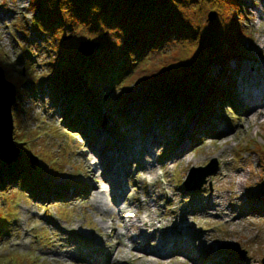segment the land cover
Here are the masks:
<instances>
[{
  "label": "rangeland",
  "instance_id": "rangeland-1",
  "mask_svg": "<svg viewBox=\"0 0 264 264\" xmlns=\"http://www.w3.org/2000/svg\"><path fill=\"white\" fill-rule=\"evenodd\" d=\"M29 4V0H0V66L6 79L15 85L16 102L11 112L13 142L22 136L27 157L32 163L36 160L35 166L42 168L40 174L45 180L43 186L25 190L3 180L0 174V264H264V98L253 108H243L235 102L241 99V91L249 83L253 85L254 71L260 74L264 70V0H247L241 6L242 11L237 4L233 12L230 6L221 7L220 17L229 13L235 17L234 22H225L229 25L225 32L230 33L233 43L245 56L237 61L239 64L230 60L231 101L215 110L199 130L194 129L195 121L173 120L163 123L164 133L160 132L158 121L148 125L142 121L136 104L129 105L132 119L136 117L134 123L125 125L117 116L119 108L114 101L107 100L110 92L105 88L101 94L105 102L97 112L92 110L93 117L84 121V131L64 128L63 111L55 108L58 104L53 105L46 91L30 93L27 86L38 91L48 77L60 71L56 64L63 63L54 59L55 66L50 65L52 54L43 47L51 46L58 38L53 34L56 27H49V22L41 18L30 23ZM213 11L214 18L208 20ZM192 15L199 23L208 25L215 19L216 11L206 7ZM28 25L34 32L47 33L48 42L46 38L42 43L33 38ZM172 48L176 50L168 54L169 61L148 60L138 65L128 78L131 84L115 89L116 104L128 98L133 88L145 87L167 68L166 62L186 58L193 50L178 44ZM20 56L23 63L19 66L12 63H17ZM71 68L81 70L76 65L67 69ZM212 77H217L215 68ZM80 83L87 101L95 102L99 84L85 78ZM84 111L87 112L86 108ZM176 129H179L177 133ZM101 131L105 139L103 135L102 141L97 142ZM182 139L186 149L178 154ZM19 147L16 146L18 154ZM94 147L110 158H115V152H122L125 163L116 168L123 182L120 185L125 189L119 200L120 208L141 218L146 214L158 216L155 225L147 229L149 234L155 233L157 240L164 235L173 236L182 244L180 237L185 232L202 235L199 240L188 241L192 253H172L170 257L159 258L150 249L157 243L152 238L145 248L123 238L125 246L120 248V253L98 263L87 259L83 246H91L89 238H94L96 244L105 241L116 246L112 228L105 230L101 217L113 222L114 229L124 231L108 193L98 195L101 203L106 204L105 213L98 211L93 201L108 186L100 179L90 186L92 171L96 169L94 162L99 163L91 149ZM213 158L217 170L206 177L199 189L184 184L191 167L204 166ZM122 169L124 174L119 171ZM96 174H100L98 169ZM215 194L222 197L218 207L212 205L215 199H208ZM139 229L146 230L136 228ZM212 256L217 259H210Z\"/></svg>",
  "mask_w": 264,
  "mask_h": 264
},
{
  "label": "trees",
  "instance_id": "trees-1",
  "mask_svg": "<svg viewBox=\"0 0 264 264\" xmlns=\"http://www.w3.org/2000/svg\"><path fill=\"white\" fill-rule=\"evenodd\" d=\"M246 2L247 0H29V10L32 12L29 22L34 18H41L49 22V27H56L53 34L58 38L51 42V46L43 47L46 53L52 54L50 65L55 66L52 61L54 59L63 60V63L56 64L60 71L55 76L48 77L38 91H34L30 85H27L28 89L30 93L46 91L53 100V105L58 104L55 108L62 109L63 125L67 130L84 131V121L93 117V111L97 112L99 105L105 102L101 97L103 88L110 92L107 100L114 101L119 108L117 116L127 126L136 119H132L129 105L136 104L142 121L146 125L154 120L158 121L162 133L165 132L163 123L173 120L195 121L194 129L199 130L215 110L227 106L226 103L231 101L233 94L229 78L233 68L230 60L239 64L237 61L245 58L233 43L230 33L225 32L229 27L225 22H234L232 20L235 17L232 13L220 17L221 7L230 6L233 12L237 4L242 11L241 6ZM206 7L216 11L215 19L208 25L199 23L192 15ZM28 26L33 38H38L41 43L46 38L48 42L47 33L34 32L32 26ZM89 41L95 46L90 55H85L78 47L81 42ZM175 44L182 47L187 45L193 50L186 58L166 62L167 68L155 75L145 87L133 88L127 95L128 98L119 102V105L116 104L115 89H124L131 84L128 78L138 65L148 60H158L160 63L169 61L168 54L176 50L172 48ZM220 44L224 47H220ZM21 62L23 63L20 56L17 63H12L19 66ZM73 65L81 70L67 69ZM214 68L217 71L216 78L212 77ZM84 78L100 87H96L95 102L92 101V104L82 91L84 87L80 81ZM223 79L227 81L224 84L221 82ZM83 108L87 112L83 113ZM16 139L15 145L24 147H19L21 153L14 161L6 163L0 160L2 179L16 183L25 190H32L36 185L43 186L40 174L42 168L32 167L27 157L26 143L22 141L21 135Z\"/></svg>",
  "mask_w": 264,
  "mask_h": 264
},
{
  "label": "bare ground",
  "instance_id": "bare-ground-1",
  "mask_svg": "<svg viewBox=\"0 0 264 264\" xmlns=\"http://www.w3.org/2000/svg\"><path fill=\"white\" fill-rule=\"evenodd\" d=\"M254 72L255 73L252 76L253 85L251 83H249L247 85V88H245L241 91L242 92L241 99L242 100L247 99V100L242 101L240 98L235 99V102L236 103L238 102L243 108L245 106L246 107L251 106V108H253V107H255V105L260 104L261 100H263V98H264V96H263L264 95V92H263L264 91V70H262L260 74L257 71H254ZM235 96L233 97V100H234V98H236ZM178 131H179V129L176 131V133ZM103 135H104L103 139H105V133L103 131H101V133L100 132L98 133V137H97L98 141L97 142L102 141ZM184 139H186V138H184ZM184 139H182V141L179 140L180 146L178 148V154L183 153L184 150L186 149V144H185ZM96 143H95V146H96ZM177 145H178V143L175 144V146L172 148H176ZM91 149L93 150L95 157L98 158L99 163L94 162V165L96 166V169L99 170L100 174L99 175L96 174V169H95V171L94 170L92 171V175H91L92 182H91L90 186H93V184L95 182H97V179H100L102 181H106V183L108 185L104 190H100L99 193L93 197V201L96 203L98 211H100L101 213H105L106 210H104L103 207L106 204L101 203V198L98 195H106L108 193L107 195L109 197V200H111L113 206L117 209V213L119 215L121 223L124 224V231L119 232L117 229H114L115 225L113 224V222H106V217H101V221L103 223L104 229L107 230V229L112 228V231L114 232L112 239L114 241V244H116V246H111L110 243L108 244L105 241L103 243L99 242V244H96V242L94 241L95 240L94 238H89L88 241L91 242L90 243L91 246L90 247H87V245L83 246V249H84L83 254L87 255L90 258L89 259L87 257V259L90 261L93 260L92 262L98 263L102 258L108 259V257H110L112 254L114 255L115 253H120V248L125 246L123 238H129V242L132 245H135L136 247L141 246L142 248H145L146 245L150 244L148 242H152V241H149L152 238L153 241H155L157 243L150 249L152 251V254L158 256L159 258H162L164 256L170 257V255L172 253H176V254H180V255H188V254L192 253L190 246H188V241L199 240V237H201L202 235H199V236L188 235V234H190V232H185L180 237L182 244L180 242L177 243L178 238H174L173 236L172 237H170V236L165 237V235H164V236H162V238L157 240L155 233L151 232L149 234L148 232H150V231L147 232V229L155 225L154 219L157 218L158 216L152 217L150 214H146L145 217L141 218L140 215L136 214L134 216V213H130L129 211L122 210L120 208L119 205H120L121 201H119V200H121V198L123 197L125 189H124V186L120 185V183H123V182L121 181L119 176L116 174V171L121 168V167L117 168L118 164L122 165L125 163V160L123 159V156H122V152L117 151L113 154V156L115 158H110L109 154H104L100 150V148L98 149V147H94ZM134 155H135V153L132 154V156H134ZM98 164L100 166H98ZM127 167H126V171H128ZM116 168H117V170H116ZM141 168H144V167H141ZM119 171H121L124 174L123 169L119 170ZM125 176L126 177L129 176L127 174V172L125 173ZM43 177H44V175L42 176V179L45 180ZM221 198L222 197L219 194H215L213 198L208 197V199H215V201L212 205L216 206V207L221 205V200H222ZM130 214H133V216ZM160 220L158 222H160ZM140 227H145L146 230L145 231L141 230V229L136 230V228H140ZM159 227L160 226L156 227V229L158 230ZM164 231H165V229L159 231V235H162V233ZM147 237H149V238H147ZM107 240L109 242L110 239H107ZM104 249H105V251H103ZM97 253H99V255ZM67 255H68V253H67ZM120 257L123 259H126L125 255L124 256L120 255ZM210 259H217V257L212 256V257H210ZM129 260L131 261V258H129ZM185 264H187V263H185Z\"/></svg>",
  "mask_w": 264,
  "mask_h": 264
},
{
  "label": "water",
  "instance_id": "water-1",
  "mask_svg": "<svg viewBox=\"0 0 264 264\" xmlns=\"http://www.w3.org/2000/svg\"><path fill=\"white\" fill-rule=\"evenodd\" d=\"M214 16L215 13L213 11L208 15V20H212ZM94 46L95 44L90 41L89 43L81 42L78 49L83 54L90 55ZM15 95V85L6 79L5 70L0 66V160L6 163L14 161L18 156L16 145L13 142V123L11 113L16 102ZM30 163L34 168L36 160H33V163L30 160ZM216 167L217 163L214 158L209 160L204 166L191 167L184 184L192 185L191 187L193 190L199 189L206 182V177L216 172Z\"/></svg>",
  "mask_w": 264,
  "mask_h": 264
}]
</instances>
